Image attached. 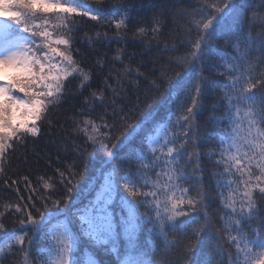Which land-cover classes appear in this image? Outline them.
Segmentation results:
<instances>
[{"label":"snow or ice","instance_id":"obj_1","mask_svg":"<svg viewBox=\"0 0 264 264\" xmlns=\"http://www.w3.org/2000/svg\"><path fill=\"white\" fill-rule=\"evenodd\" d=\"M95 4L0 0V179L17 195L0 210V264H101L92 251L80 259L85 244L111 253L110 264H264V0H195L181 12L184 37L164 45L174 53L166 66L146 76L124 63L121 48L114 62L123 70H109L103 89L84 96L96 73L75 45L113 38L80 41L76 17L114 24L121 36L139 15L132 0ZM151 19L133 35L155 40L164 12ZM76 94L84 101L69 136L82 141L71 140L78 159L38 187L24 176L21 194L5 170L10 154L40 136L41 123L52 127L51 113ZM168 103L156 119L153 106ZM205 111L215 135L200 123ZM94 161L98 175L82 188ZM8 215L19 230L7 228Z\"/></svg>","mask_w":264,"mask_h":264},{"label":"trees","instance_id":"obj_2","mask_svg":"<svg viewBox=\"0 0 264 264\" xmlns=\"http://www.w3.org/2000/svg\"><path fill=\"white\" fill-rule=\"evenodd\" d=\"M87 2L95 7V0H87ZM127 3L128 0H104V6L110 7L115 3ZM133 3L137 4V10L139 15L136 16L133 21L129 24L128 28L119 30L121 36L117 35V30L114 24L110 23H97L96 21H90L86 18L76 17L77 28L80 30L74 35L78 37L80 41H83L85 33L89 37L94 38L96 32H107L108 37L113 38L110 40H104L101 43L92 44L90 47L84 43H77L75 46L80 48L82 52L87 53L86 64L90 67L94 73H96L93 80V86L84 93V96H88L90 92L103 89L104 76L108 74L109 70H114L119 72L123 70V66L119 62H114V57H116L119 49H124L127 54L124 57V63L130 64L133 68H139L142 73L146 76H150L154 71L159 69L161 65H167L168 60L174 53L165 50L164 45L167 43L175 42L177 38L184 37L183 26L186 24V19L181 15L182 10L191 11L195 7V0H132ZM143 7H140V5ZM164 12V19L162 21L161 34L153 40L151 33L147 37L134 36L133 33L135 28L144 27L150 28L153 26V21L151 17L158 12ZM142 19V22H138ZM257 28L255 31H258ZM255 34V32H254ZM119 41V42H117ZM217 48L225 50V46L222 40L217 41ZM184 51L181 48L182 54ZM100 60L103 63V68L96 66V61ZM207 75V73H205ZM135 79V77H133ZM220 80H224V77H219ZM77 82L73 81L69 88L75 92ZM129 85L124 84L127 88ZM106 95L111 96L108 92ZM84 96L76 94L75 96H69L68 101L63 103L60 107L56 108L50 115L49 119L52 120L53 126L49 127L47 124L41 123V135L30 140L27 148L17 147V150L10 154L8 161L5 165V170L8 177L11 180H18L20 186L21 194H26L23 187V177L28 176L32 181L34 187H38L37 180L39 177L43 176L45 179L48 177L55 178V169L63 168L65 164L71 163L73 160L78 159L73 148L71 140L75 139L77 144L82 143L80 139L69 134L73 127L72 117L75 116L79 109L83 106ZM156 108L154 116L158 120H164L169 110L171 109V103L162 104ZM99 111V109H97ZM218 116H222V113H217ZM209 112L205 111L200 117V123L205 127L210 135H215L216 130L211 126H207L205 122L208 120ZM58 122V123H57ZM60 125H63V130ZM132 147H140L139 140H134ZM202 149V151L206 150ZM92 149L90 148L89 151ZM128 149H124L123 152H127ZM208 168L212 165L208 163L205 159L203 161ZM99 161H94L90 168L88 175L81 181V187L88 182L89 178L95 179L93 174H97V164ZM122 167H126L128 161L122 159L120 161ZM11 180L9 183H11ZM16 185L13 186V189ZM212 191H214V186ZM87 194V193H85ZM17 201V195L14 190H5L2 179H0V210H3L2 205L5 202L15 203ZM219 206L218 201L213 204L212 208H217ZM143 211V210H141ZM212 211V209H210ZM17 217L14 215H8L5 217V223L9 230L17 229L19 230V225L16 222ZM141 242L144 245L145 250L151 249L155 251L153 247V241L150 235L142 230L140 236ZM39 247V245H38ZM92 251L96 258L101 262V264H110V262L115 261V257L102 249L89 248L85 244L81 249L80 259H84V251ZM154 259H159V255L153 256ZM5 264H9L6 260Z\"/></svg>","mask_w":264,"mask_h":264}]
</instances>
